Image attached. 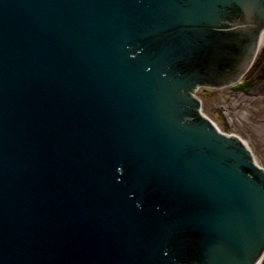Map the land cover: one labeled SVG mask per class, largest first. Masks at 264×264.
Segmentation results:
<instances>
[{"label":"water","instance_id":"1","mask_svg":"<svg viewBox=\"0 0 264 264\" xmlns=\"http://www.w3.org/2000/svg\"><path fill=\"white\" fill-rule=\"evenodd\" d=\"M263 31L264 0H0V264H256L264 171L193 93Z\"/></svg>","mask_w":264,"mask_h":264},{"label":"rangeland","instance_id":"2","mask_svg":"<svg viewBox=\"0 0 264 264\" xmlns=\"http://www.w3.org/2000/svg\"><path fill=\"white\" fill-rule=\"evenodd\" d=\"M227 89H213L212 92L204 91L202 88L196 94L202 99L203 105L230 133L238 134L248 141L257 160L264 166V123L254 126L253 120L248 119L253 117L251 109L264 110V108H258V101L252 100V97L242 96V93L230 94ZM222 107L224 111H220ZM226 108L229 109V113ZM259 119L264 122V113L259 114L258 122Z\"/></svg>","mask_w":264,"mask_h":264},{"label":"flooded vegetation","instance_id":"3","mask_svg":"<svg viewBox=\"0 0 264 264\" xmlns=\"http://www.w3.org/2000/svg\"><path fill=\"white\" fill-rule=\"evenodd\" d=\"M262 48L260 60L253 66L244 80L245 95L258 101V108H264V46ZM259 111L264 110L259 109Z\"/></svg>","mask_w":264,"mask_h":264},{"label":"bare ground","instance_id":"4","mask_svg":"<svg viewBox=\"0 0 264 264\" xmlns=\"http://www.w3.org/2000/svg\"><path fill=\"white\" fill-rule=\"evenodd\" d=\"M228 87V85H225V88H227ZM236 137V136H235ZM236 138H238L239 140H242L240 137H236ZM243 138V137H242ZM245 139L243 138V140L242 141H244ZM245 146H246V144H245Z\"/></svg>","mask_w":264,"mask_h":264}]
</instances>
